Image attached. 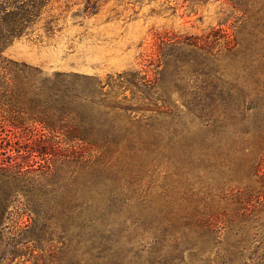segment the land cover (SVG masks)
Segmentation results:
<instances>
[{
	"label": "trees",
	"instance_id": "1",
	"mask_svg": "<svg viewBox=\"0 0 264 264\" xmlns=\"http://www.w3.org/2000/svg\"><path fill=\"white\" fill-rule=\"evenodd\" d=\"M226 1L244 13L249 39L225 40V51L215 50L218 40L170 41L174 48L164 56L163 51L160 76L125 72L118 84L78 72L47 73L5 55L33 13L23 0L12 8L0 5V91L11 93L7 101L29 103L28 119L63 136L71 148L62 154L23 151L30 145L11 144L10 133H0V264H12L29 251H40L35 264H83L81 250L88 248L92 258L114 264L108 235L120 221L125 230L151 235L154 245L145 264H185L186 254L201 263L242 264L252 240L259 237L264 245V217H255L253 205L264 202L259 193V183L264 188V0ZM167 77L176 86L192 79L199 84L183 88L190 95L183 96L186 112L157 108ZM126 83L142 90V98L155 107L143 109L153 110L152 115L132 116L129 98L118 100L105 89ZM15 92L35 97L14 99ZM6 119L14 127L25 117ZM48 141L51 146L59 142ZM151 145L155 154L139 156L141 146ZM85 150L97 155L87 157ZM236 150L244 161L230 159ZM175 159L186 183L182 195L190 199L171 205L162 195L144 191L142 181L163 163L174 176ZM147 160L151 167L143 169ZM233 177L237 183L229 195L235 190L236 217L226 224L222 201ZM144 216L153 222L142 221ZM129 219L132 225L125 224ZM166 238L176 242L169 257L158 248ZM96 248L99 255L93 254ZM258 260L264 264V250Z\"/></svg>",
	"mask_w": 264,
	"mask_h": 264
},
{
	"label": "rangeland",
	"instance_id": "2",
	"mask_svg": "<svg viewBox=\"0 0 264 264\" xmlns=\"http://www.w3.org/2000/svg\"><path fill=\"white\" fill-rule=\"evenodd\" d=\"M30 3L32 10V20L24 30L20 38L5 50V55L24 61L30 65L42 68L47 73L54 71L78 72L81 74L96 75L103 81L108 78L119 83V74L125 72H136L140 76L154 79L160 76L164 69V54L173 50L174 40H218L215 43V50L225 51V40L246 39L248 29L243 27L244 13L235 9L226 0H23ZM22 0H0V5L12 8ZM42 2V5H39ZM36 4V7H32ZM162 49V50H161ZM161 50V51H160ZM163 51L165 53H163ZM163 53V56H162ZM227 59L223 61L225 63ZM169 77L164 80V99L157 101V108L162 110L171 109L176 112H186L183 88L193 89V79L187 86H176L170 82ZM106 91L112 96H118L122 100L125 96L129 98L128 104L132 108L130 114L138 118L145 119L153 114V110H144L150 105L155 109L148 99H143V92L132 85L126 83L123 86H106ZM161 93L162 90H161ZM152 99L157 94L151 93ZM14 99L28 100L34 98L32 92H15ZM11 98V93L0 91V133L8 132L11 136V144L30 145L35 153L48 151L52 153L71 152L69 145L62 142L63 136L47 130L42 124L28 119L30 115L29 103L7 101ZM25 117L19 119L17 126H10L7 121L9 115ZM11 119V118H10ZM170 119V118H168ZM20 121L22 124H20ZM145 121V120H143ZM3 130V132H2ZM257 139L263 142L262 135ZM53 136V137H52ZM59 141L50 145L49 139ZM39 139L46 141L41 145L37 144ZM150 139V138H148ZM155 143V139L152 138ZM37 144V145H36ZM45 146V147H42ZM138 150L139 156L153 155L154 146H141ZM13 149L11 151H15ZM85 156L97 155L93 150H85ZM232 161L239 163L244 161L241 151L232 152ZM176 160V159H175ZM179 161V160H178ZM177 160L172 170L167 172V165L160 164L153 171L149 170L142 181L144 191L162 195L171 205L184 204L190 199V194L182 195L186 183L182 180V164ZM188 157L184 158L185 167ZM264 166V164H263ZM151 163L147 161L143 164V169H150ZM264 170V167L263 169ZM233 171V170H232ZM234 172V171H233ZM235 173V172H234ZM232 172L228 175L232 176ZM235 177L230 181L228 196L222 201L226 206L228 216L224 222L235 219L233 206L235 190L229 195V191L236 185ZM259 193L264 196V188L259 183ZM264 198H262L263 200ZM156 202H161L158 200ZM151 203V202H149ZM255 217H264V202H253ZM147 224L153 222L151 217H141ZM24 220H26L24 218ZM129 219L127 225H132ZM222 225H225L222 223ZM111 236L110 254L114 264H145L144 261L153 247L151 235L135 229L125 230L124 222L117 223L116 231L109 234ZM231 239V237H230ZM175 240L166 238L158 245L160 254L171 256L175 246ZM258 246L260 249H258ZM260 238L252 240L243 250L244 258L242 264H257L258 256L263 252L264 247ZM157 248V249H158ZM88 248L81 250L83 264H107L103 259L92 258ZM40 252V251H39ZM34 253L26 252L18 256L12 264H35L37 261ZM93 254L99 255L100 249H93ZM185 264H216L215 262L201 263L188 257ZM214 257V256H213ZM168 264H178L174 261Z\"/></svg>",
	"mask_w": 264,
	"mask_h": 264
}]
</instances>
